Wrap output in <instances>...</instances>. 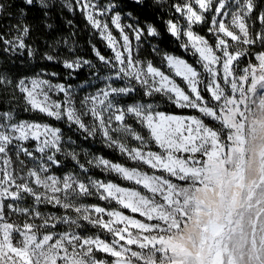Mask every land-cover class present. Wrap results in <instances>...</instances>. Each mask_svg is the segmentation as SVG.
I'll return each instance as SVG.
<instances>
[{
    "label": "snow or ice",
    "instance_id": "6c2138e0",
    "mask_svg": "<svg viewBox=\"0 0 264 264\" xmlns=\"http://www.w3.org/2000/svg\"><path fill=\"white\" fill-rule=\"evenodd\" d=\"M22 2L0 52L35 57L25 9L41 11L51 30L50 13L66 8L110 50L89 41L106 74L93 72L102 86L89 91L85 81L79 95L59 72H0V93L136 166L81 155L61 127L0 103V264H264V0H173L165 31L191 63L153 43L161 32L144 15L148 0ZM204 25L212 42L195 30ZM68 51L71 59H42L61 63L68 79L96 67ZM159 100L183 111L160 110ZM93 169L139 188L93 178Z\"/></svg>",
    "mask_w": 264,
    "mask_h": 264
},
{
    "label": "trees",
    "instance_id": "16d2710c",
    "mask_svg": "<svg viewBox=\"0 0 264 264\" xmlns=\"http://www.w3.org/2000/svg\"><path fill=\"white\" fill-rule=\"evenodd\" d=\"M7 8V14L0 19V32L6 31V28L10 24L16 23V18L20 13L21 9H24L22 0H3ZM173 0H161L160 4H154L153 0H148V3L151 7L147 12L144 13L147 16L149 22L155 24L158 30L161 32V37L153 41V43H160V45L167 51L172 52L176 55H182L183 58L187 59L190 63L195 60V57L191 53H185L183 49L179 48L175 38L171 37L165 31L164 21L171 18V13L168 11V5H170ZM260 5V8H262ZM130 7H126L125 11H131ZM27 11V22L33 26V31L30 34L29 39L26 41L30 43L36 49L35 57H28L27 54L23 55H8L0 52V72H4L9 75L11 78H19L23 76H32L35 72L41 70L55 71L61 73L58 78L59 81L75 84L82 81H88L92 78H95L92 73L99 71L100 75H104L106 70H103L101 66L97 63L94 53L91 50L89 41L95 43L98 48L102 51L103 54L108 55L110 50L107 49L102 42L91 35V30L86 27V21L79 12H69L66 8H56L55 11L50 13L47 23L53 25L51 30L44 27V18L43 13L37 8L25 9ZM71 20L75 27L73 28L68 24V21ZM256 27V26H255ZM196 31L200 35H205L212 42V38L208 36L207 25L197 26ZM257 30V27H256ZM72 32H76L75 37L71 36ZM68 40V46L57 43L58 41ZM69 47L76 48V55H79L85 59L92 60L96 65L93 69H88L85 67L84 70H81L78 77L73 79H68L67 72L68 70L64 69L61 63L49 62L42 59V54L44 52H56L58 53V58L60 60L69 59L73 56V53L68 51ZM147 49V45L144 46ZM146 54V53H145ZM151 58V57H149ZM246 61L242 60L241 64H244ZM57 78H55L56 80ZM179 79V78H178ZM101 80H98L96 85H100ZM17 95H19L17 93ZM160 109L167 112L181 113L183 110L176 109L170 104L165 103L161 100ZM0 103L7 106L9 103L15 105L19 112L18 119H27V120H36L45 123H51L54 126L61 127L63 129L65 137L71 136V138L76 141V144L73 145L81 155L85 153L94 154L98 156H103L106 159H109L113 162H119L126 166H136L135 162L128 160L125 156H122L117 150L109 149L101 143L100 139L95 140L83 139L81 133L75 130L73 127L69 129L67 125L54 121L52 118H45L42 114L39 113H30L23 111V101H14L11 98V93H0ZM188 114V112H184ZM72 164L68 162L66 170H71ZM142 170L147 171L146 167L141 168ZM93 177L99 178L105 181H112L117 184L135 186L136 185L131 181H126L118 177L114 173H103L98 169H93ZM90 203H99L102 206L113 207L114 205H108L107 202L97 201L95 198H89L86 200ZM91 234V233H90Z\"/></svg>",
    "mask_w": 264,
    "mask_h": 264
},
{
    "label": "rangeland",
    "instance_id": "374dc122",
    "mask_svg": "<svg viewBox=\"0 0 264 264\" xmlns=\"http://www.w3.org/2000/svg\"><path fill=\"white\" fill-rule=\"evenodd\" d=\"M261 10H264V4L262 5V8H261ZM256 27H257V30H259V28H260V25H259V23L257 22L256 23V25H255ZM72 58V57H71ZM71 58H69V59H71ZM246 63H247V61L244 63V64H241L240 63V68L242 69L245 65H246ZM106 74V73H105ZM104 74V75H105ZM104 75H101V77H103ZM54 80H55V78H53ZM88 81H92V84L91 85H86V87H88V89H89V91H95V86H96V83H97V79L96 78H92L91 80H88ZM60 82H62V81H60ZM84 82L85 81H82V82H78V83H75V84H72L73 85V87L75 88V89H77L78 90V94L79 95H83L84 93L82 92V91H79V86L81 85V84H84ZM101 84H100V86H102V80H101V82H100ZM161 100H159L158 101V104H159V108H160V105H161ZM160 110H162V109H160ZM163 111H165V110H163ZM167 112V111H166ZM21 120H27V119H21ZM45 123V122H44ZM98 156V155H97ZM86 158H90V157H86ZM113 162V161H112ZM114 163H119V162H114ZM120 164H122V163H120ZM122 165H124V164H122ZM124 166H126V165H124ZM126 167H133V166H126ZM142 170V169H141ZM142 171H145V170H142ZM94 178V177H93ZM115 183V182H114ZM118 185H120V186H122V187H126V188H131V189H133V190H137L138 188H139V186H137L136 185V187L135 186H127V185H121V184H118ZM85 203H90V202H87V201H84ZM127 214V213H126ZM139 218V217H138ZM90 234V233H89Z\"/></svg>",
    "mask_w": 264,
    "mask_h": 264
}]
</instances>
